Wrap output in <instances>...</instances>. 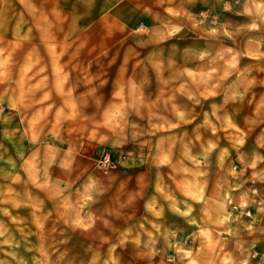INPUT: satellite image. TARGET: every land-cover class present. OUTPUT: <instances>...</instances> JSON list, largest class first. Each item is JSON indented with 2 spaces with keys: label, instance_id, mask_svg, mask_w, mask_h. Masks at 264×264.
Returning <instances> with one entry per match:
<instances>
[{
  "label": "clouds",
  "instance_id": "9594fccd",
  "mask_svg": "<svg viewBox=\"0 0 264 264\" xmlns=\"http://www.w3.org/2000/svg\"><path fill=\"white\" fill-rule=\"evenodd\" d=\"M0 264H264V0H0Z\"/></svg>",
  "mask_w": 264,
  "mask_h": 264
}]
</instances>
